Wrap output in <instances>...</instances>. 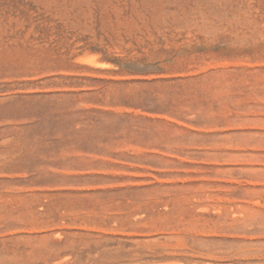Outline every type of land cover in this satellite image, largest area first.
I'll use <instances>...</instances> for the list:
<instances>
[{
  "label": "rangeland",
  "instance_id": "374dc122",
  "mask_svg": "<svg viewBox=\"0 0 264 264\" xmlns=\"http://www.w3.org/2000/svg\"><path fill=\"white\" fill-rule=\"evenodd\" d=\"M0 264H264V0H0Z\"/></svg>",
  "mask_w": 264,
  "mask_h": 264
},
{
  "label": "bare ground",
  "instance_id": "6f19581e",
  "mask_svg": "<svg viewBox=\"0 0 264 264\" xmlns=\"http://www.w3.org/2000/svg\"><path fill=\"white\" fill-rule=\"evenodd\" d=\"M233 216H234V213H233ZM55 260V259H54ZM200 261V260H199ZM204 261V260H203ZM164 262V261H163ZM157 263H160V262H157ZM172 263V262H171Z\"/></svg>",
  "mask_w": 264,
  "mask_h": 264
}]
</instances>
